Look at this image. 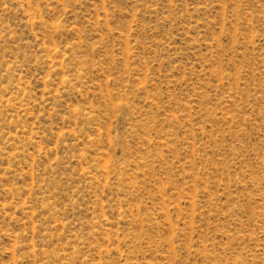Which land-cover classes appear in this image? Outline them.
<instances>
[{"label": "rangeland", "instance_id": "rangeland-1", "mask_svg": "<svg viewBox=\"0 0 264 264\" xmlns=\"http://www.w3.org/2000/svg\"><path fill=\"white\" fill-rule=\"evenodd\" d=\"M0 264H264V0H0Z\"/></svg>", "mask_w": 264, "mask_h": 264}]
</instances>
